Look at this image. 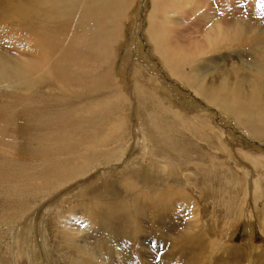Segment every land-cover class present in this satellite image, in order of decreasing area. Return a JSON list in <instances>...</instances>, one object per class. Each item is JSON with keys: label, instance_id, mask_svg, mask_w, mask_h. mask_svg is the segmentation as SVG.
<instances>
[{"label": "bare ground", "instance_id": "bare-ground-1", "mask_svg": "<svg viewBox=\"0 0 264 264\" xmlns=\"http://www.w3.org/2000/svg\"><path fill=\"white\" fill-rule=\"evenodd\" d=\"M129 1L130 0H0V45L4 47L5 45L7 46L6 48L0 47V55L3 56L0 57V88H5L6 92H9L10 94L15 93V97L17 96V92H22V90H19L21 87L27 90L26 92H32L36 90L44 81H54L61 89L69 87L72 84H77L78 81L73 79L78 76L80 77L82 68L73 70L68 66L80 67L78 60H75L76 54L81 58L80 61L84 64L86 75L89 74V72L96 73V69L86 68L85 57L93 58L99 55H104L105 59L110 57L112 50L110 41L115 40V37L112 36V32L108 31L109 28L106 29V31L104 28L106 27V24L110 23L109 19L115 12L121 14L124 8L129 7ZM250 2L253 6H259L261 4L264 6V0H250ZM167 3L173 6L174 11L178 8L180 11L188 9L191 11L192 15L197 14L198 22L201 20H203L204 23L205 21L209 22L205 28L206 30H204L205 36L203 35V31L202 35L205 38L208 37L209 41L207 42L214 45V48L211 51L213 54L214 52H220L221 55L233 53L236 55L235 57H237V54L240 52H244L245 54L250 52L249 62L247 60H243L241 62L239 72H242V75L240 79L235 77L236 80L234 82H231L230 78L228 80L223 78L216 85L212 81L205 84L206 77L201 80L192 78L190 80L183 79L181 81L176 71V68L179 66L178 62H176L177 58L173 57L174 54L168 56V52H173L168 51L164 46L163 40H161L163 37L161 31H157L156 29L158 27H151V21H148L149 28H153V31L150 28L152 33H150L149 37L150 40L155 43L156 52L154 54L161 59L162 64L169 71L170 76L180 84L183 83L182 85H184V87L190 88L195 97L204 102L206 106L215 108L214 110L223 115L225 120H231L234 127L239 131H242L247 138L264 144L263 26L261 27L263 29H252V27L250 28V25L247 27L243 21H240L241 19H233L234 25L230 24L229 26H226L223 20L217 16L218 14H216L217 10L220 12L219 14H224L222 7L220 6V8L216 9V7H213L209 3V0H153V4H151L153 5V12L156 13V10H158L159 7L162 9L165 8ZM172 6L171 11H173ZM225 6L227 7V4H225ZM160 10H158L157 13ZM180 11L178 10V12ZM166 12L168 11L166 10ZM260 12L262 13L263 9ZM165 14L166 13H164V15ZM178 16L173 17V22H177V25H181L183 20L181 21ZM237 16L239 17V14ZM15 17H17V20ZM164 17L167 16L165 15ZM168 17L171 18L170 16ZM151 19H153V17ZM101 20L102 25L99 26V22H101ZM165 20L167 21L166 18ZM150 30L148 29V31ZM165 31L166 30L162 32L164 33ZM194 34L196 35L198 33ZM166 37L167 36L165 35V39ZM19 43L21 44L19 45ZM113 44L115 45L117 43L115 42ZM19 52L24 56L31 55L33 57L39 55H43L44 57L48 55L51 56L52 53L56 52L55 58H51L62 66L60 76L54 74L56 70H59L56 65L50 67L49 64H45L44 68L37 70L33 67L34 65L30 66L29 64H21L17 61V59L15 61L11 60V55L15 56L16 54H19ZM209 58H212V56ZM187 65L189 64H186V66ZM36 66L39 65L36 63ZM192 68L193 67L190 69ZM189 73L190 72H188V74ZM140 79L142 80V78ZM151 80H153V77ZM236 83H239V88L233 94H230V87ZM158 87L161 86L159 85ZM155 89L157 88L155 87ZM163 89L166 90L165 88ZM162 90L160 89V91ZM136 95L138 96L137 100L132 97L130 98L132 101V107L130 108L131 113L129 115V117L134 115L132 123L133 132L130 133L134 141L132 143H127V146L124 145L126 147H122L118 150L120 155H118L119 158L116 161H112L113 158L109 156L113 152V149L117 147V145H115L116 147L112 148V145L117 142L124 141L125 125L118 122L117 129L114 128L111 131L106 128L108 132L103 133L104 124L101 122L100 124H96V128L94 127L95 130H88L87 132L91 135L89 139L91 140V144L95 147V150L92 151L96 164L95 166L100 167L102 163H105L108 168H112L111 175L119 177V179L122 178L120 185L125 198L118 202L111 201L93 204L96 202L93 199L89 201H82L81 203L78 202L79 205L75 206H72L73 203L67 205L66 211L67 214L69 212L70 218H72L73 215H79L83 220L81 223H89L91 225L92 223L90 222L89 217L93 216L95 229L94 232L89 234L88 237H85L82 241L76 235L72 234L74 231L72 228V231L68 230L66 235L60 233L59 235L58 233L55 234L59 237V239H57V237L54 239H57V249L59 251L57 253L58 256L56 255L55 257L57 264H98L97 259H101L103 256L109 257L110 261L117 264H127L129 258L134 259L136 264H155L157 261L158 264H173V262L175 264H264V156L255 159L250 155L240 152L237 154V157L240 159H238V164L235 163L234 167L216 159H211L210 155L207 156L203 151L204 147L202 146L203 148L200 149L199 142L195 138L190 137L189 133H187V119L185 118L186 120H183L180 117L182 115H178L177 111L174 112L171 105H162L163 102H158L159 98L158 101H156L153 97L147 96L143 93H136ZM154 97L156 98V95ZM4 105H1L0 103V106ZM9 106H13V104ZM246 106H249L250 108L248 109ZM6 107H8V105H6ZM84 107L87 108V105ZM196 109L201 110L200 107ZM2 111L10 110L9 107H0V112L2 113ZM259 113H262L263 117H259ZM187 114L188 113L185 115ZM86 115L88 116V114ZM152 115L158 117H154L153 119L151 118L148 121L146 120V125H143L144 119H147ZM75 119L76 118H74V120ZM77 120L79 121L78 118ZM194 120V122L191 120L189 121L190 125L196 129L204 124L203 120L198 119V116L197 118H194ZM196 121L199 126L195 125ZM72 124L75 125L76 123ZM3 127L2 123V125H0V157L4 160V163L0 166V185L4 184L2 183V177H4L2 169L4 164L6 165L9 162L8 165L15 167L17 161L20 162V160H22V162H24L23 159L27 161L26 159H29L30 157V154L28 155L23 149L20 152L21 148L15 146L16 135H6ZM121 129L123 130L120 131ZM12 132L16 133V130H13ZM194 132L206 134V132L200 130ZM211 134H209L208 138H213ZM150 135L154 136L159 141V143H157V151H155L156 149L154 150L151 143H149ZM207 142L210 143L211 139H208ZM148 144L152 150L149 152L150 157L153 159H149L148 156H145L147 155L146 151H148V149L146 147ZM218 147L220 148L218 154L224 151V149L219 145ZM102 148L107 149L102 151L98 150ZM169 148L175 151V162L170 160ZM42 150L50 152L48 147L45 145H43ZM133 154H136V164L131 159ZM158 154H161L162 156L159 157ZM76 157H74V163H71L68 159V166L66 168H62V170L55 169V171H46L45 169L47 168L44 167V169L41 166L40 168L42 170L37 173V175L40 176H32L31 179H39L40 181L38 180V182L43 181L48 186L52 183L51 181H54L53 176L57 177V179L59 178L58 181L62 180L61 177L64 175L69 180L84 175L91 178V174H87L91 171L90 167L85 165L81 166L82 162L78 161ZM194 157H197V159H192ZM30 160L31 159L28 160V164ZM22 164L23 167L26 168V166H24L25 164ZM128 164L132 167H134L133 165L135 164L141 168L142 172L139 176L141 183H144L146 180L151 181V179L153 180V177H157L156 186L159 187L163 186L164 183H167L166 179L169 178L166 176L168 174H171L168 176L176 175V177H181L186 181L191 180L190 176L194 177L196 174L195 178H200V183L203 189L201 191L202 194L206 195L209 193L210 197H217L218 199L220 198V200L223 198L219 194H224L226 192L223 191L222 193L220 190H214L211 186L213 182H217L221 179H233L237 182V184L245 183L248 187V191L246 188L245 196V199L247 200V207L252 209L249 216H246V220L248 224H251L254 221L256 225H259L258 229L259 234L261 235V243L257 245L253 242H248L249 244L242 246L234 245L235 243L229 235L232 234V230H230V233H227L229 232V229L226 232L225 227L227 226L217 227L215 224L217 220L214 215L218 207V209L222 211V222L220 221L222 226V224L230 218L233 206L231 207V204L228 203L222 206V203L220 204V201L216 202V199L214 198H212V212H208L209 207L206 205L205 209L201 208L203 209L202 213L205 214H202L203 219H205L204 221H200L198 220L199 218H197V224H191V226L185 229L187 231H178V229L171 222V218L167 219L166 215H164L165 208H162L163 202H165V206L167 201L172 203L180 200L185 201L186 206L192 207L194 215L199 213L194 200L192 201L186 193L182 194L174 188L161 191L156 189L154 190L155 192L141 193L138 189V184H135V178L131 173V170L129 171ZM125 169L126 172H123ZM14 177H16V175H14L13 178ZM86 177H83V179ZM43 178L45 180H43ZM28 179L30 180V176H28ZM57 179L55 178V181ZM87 181L88 182L85 183V189H91L96 184H106L105 177L100 178L99 175L91 181L90 179ZM17 182L19 183V181ZM26 184L23 186L28 190H31V187H33L31 186L32 182L30 183L31 187L29 184ZM38 184L40 185V183ZM7 187H9L11 191H15V189L11 188L8 184ZM9 188H6L5 191L8 192ZM251 199L254 206H252L249 202ZM259 200L262 201V205L254 210L252 207H258ZM207 201H209V199ZM222 209H226L225 212H223ZM61 214L58 211L56 217L61 216ZM231 217H233L235 222H237L240 218L237 215H233ZM64 218H66L68 225L73 222L67 217ZM78 219L80 218H76V220ZM197 225H200L199 230H191V227L196 228ZM189 230H191V233ZM223 230L225 232H222ZM228 239L230 243L226 242ZM80 242L81 246H79ZM27 246L31 249V252L29 250L30 253L27 254L28 263L37 264L35 261H39L38 254L35 253V259H32L33 249L30 247L28 242ZM118 246H120V248H118ZM123 247H126V249L123 250ZM144 248H149L151 250L154 249L155 251H158V253L160 251L164 253L160 257H153V255H149V253L144 251ZM59 253L63 256V260L60 258ZM58 257L62 262L58 259ZM39 264L50 263L48 260H40Z\"/></svg>", "mask_w": 264, "mask_h": 264}, {"label": "rangeland", "instance_id": "rangeland-1", "mask_svg": "<svg viewBox=\"0 0 264 264\" xmlns=\"http://www.w3.org/2000/svg\"><path fill=\"white\" fill-rule=\"evenodd\" d=\"M237 1L240 2L238 3ZM209 3L213 7H216V9L220 8V6L222 7L224 14H219L220 12L218 10L216 14H218L217 16L223 20L226 26H229L230 24L234 25V20L241 19L240 21H243L247 27L250 25V28L252 27V29L259 30L264 28L263 4L259 6H253L250 0H209ZM151 4H153V0H130L128 3L129 7L124 8L121 14L115 12L114 15L110 17V23L106 24L104 30L106 31V29L109 28L108 31L112 32V36L115 37V40L110 41V46H112L111 55L108 59H105L104 55H99L93 58L90 57L91 59L85 57L86 68L96 69V73L89 72V74L86 75L84 64L82 61H80L81 58L76 54L75 60H78L80 67L70 65L68 66L73 70L82 68L80 77L78 76L73 79L78 81L77 84H72L69 87H64L61 89L60 86L54 81H44L36 90H34L35 92H26L27 90L21 87L19 90H22V92H17V96L15 97V93L10 94L9 92H6L5 88H0V103L1 105H8L10 110L2 111V113L0 112V125L3 123V128L6 135H16V144L14 143L15 146L21 148L20 152L23 149L28 155L30 154L29 156L31 157H29V159H31L29 164L27 163L29 160L27 158V161L23 159L24 162H22V160H20V162L17 161L15 167L8 165V162V164H4L2 169V172L4 173V177H2V183L4 184L0 185V264H29L27 254L31 252V249H29L27 246V242L33 249L32 259H35V253L38 254L39 261H35V263L39 264L40 260H48L50 264H57L55 257L56 255L58 256L57 253L59 252L57 249V239H59V233L66 235L68 230H74L72 234L76 235L82 241L85 237H88L89 234L94 232L95 229L93 216H90L91 218L89 217L90 222L92 223L91 225L89 223H81L83 220L79 215H73L72 218H70L69 212L67 214L66 211L67 205L73 203L72 206H75L79 205L78 202L81 203L82 201H89L93 199L96 201L93 204L111 201L118 202L125 198L120 185L122 178L119 179V177L111 175L112 168H108L105 163H102L100 167L95 166L96 164L92 154V151L95 150V147L91 144V140L89 139L91 135H89L87 132L88 130H95L96 124H100L101 122L104 124L103 133L108 132V129L111 131L114 128L117 129L118 122L123 123L125 125L124 141L117 142L112 145V148L116 147L115 145L119 147L114 148L113 152L109 156L113 158L112 161H116L119 158L118 155H120L118 150L122 147H126L127 143H132L134 141L132 135L130 134L133 132L132 123L134 120V115L131 117H129V115L131 113L130 108L132 107V101L130 98L132 97L137 100L138 96L136 93H143L147 96H151L156 101H158L159 98L158 102H163L162 105H171L174 112L177 111L178 115H182L180 117L183 120L187 119V133H189L190 137L195 138L199 142L200 149L204 147L205 150L203 149V151L207 156L210 155L211 159H216L234 167L235 163L238 164V159L240 158L237 157V154L240 152L250 155L255 159L264 156V144L247 138L242 131H239L234 127L231 120H225L223 115L217 113L214 110L215 108L206 106L204 102L193 95V92L190 88L184 87V85H182L183 83L180 84L170 76L169 71L162 64L161 59H159L154 54L156 52L155 43L150 40L149 35L152 33L151 30L153 31V28L155 27H158L156 28L157 31H161L163 36L161 40H163L164 46L168 51L173 52H168V56L174 54L173 57L177 58L176 62H178L179 66L176 68V71L181 81L183 79L190 80L192 78L201 80L206 77L205 84L212 81L216 85L223 78L225 80L230 78V81L234 82L236 80L235 77L240 79L242 75V72H239L241 68V62L243 60H247L249 62L250 52L246 54L244 52H240L237 54V57H235L236 55L233 53L221 55L220 52H214L213 54L211 51L213 50L214 45H211L209 42H207L209 41L208 37H204V30H206L205 28L207 27V23H209L208 21H205V23L203 20L198 22V15H192L191 11L188 9H184L182 12L178 8L174 11L173 6L169 3H167L169 6L166 5V7L163 9L159 7L158 10L161 9V12L159 11L157 13L158 10H156V13L158 14L157 15L155 12H153V5ZM225 4H227V7ZM171 6L173 11H171ZM262 9L263 12L261 13L260 11ZM166 10L168 12H166ZM178 10L180 12H178ZM163 12L166 13L165 15L167 17H164L165 15ZM238 14L240 18L237 16ZM149 16L151 18L153 17V19H151ZM177 16L178 18L180 17L181 21L183 20L181 25H177V22H173V17ZM15 18L17 20V17ZM148 21H151L150 25L153 27H150L151 30L149 28ZM101 25L102 20L99 22V26ZM262 26L263 28H261ZM148 29L150 31H148ZM162 29L166 30L164 32L167 36L166 39L164 33L162 32L164 30ZM202 31L204 36L202 35ZM194 33L198 34L195 35ZM115 42L117 44L114 45L113 43ZM20 44L21 43H19V45ZM0 47L4 46L0 45ZM6 47L7 46L5 45L4 48ZM55 56L56 52L52 53L51 56L48 55L45 57L43 55L36 57L31 55L24 56L19 52V54H16L15 56L11 55V60L15 61L17 59V61L21 64H29L30 66L34 65L33 67L37 70L44 68L45 64H49L50 67L56 65L59 70H56L54 74L60 76V70H62V66L52 59L55 58ZM211 56L212 58H209ZM0 57L3 56L0 55ZM206 59L207 61H210L207 62ZM34 62H36L39 66H36V63ZM202 63H205V66ZM186 64L189 65L186 66ZM191 67H193V70L190 69ZM188 72L190 73L188 74ZM152 77L153 80H151ZM140 78H142V80ZM157 85H160L161 87H158ZM155 87L158 90L155 89ZM162 87L166 90H164ZM238 88L239 83H236L230 87V94H233ZM160 89L163 90L160 91ZM155 95L156 98L154 97ZM12 104L13 106H9ZM6 105L0 107L8 108ZM86 105L89 109L84 107ZM198 107H200L201 110L196 109ZM246 108L249 109L250 107L246 106ZM100 110L103 111L101 112ZM186 113H188V116L185 115ZM86 114H88V116ZM197 116L198 119L203 120L204 123V126L202 125L200 127L196 121L195 125L199 126L198 129L192 127L189 121L191 120L194 122V118H197ZM258 116L263 117L262 113H259ZM73 117L76 119L74 120ZM154 117L156 118L158 116L152 115L151 117L144 119L143 125H146V122L151 118L153 119ZM72 123L76 124L73 125ZM13 130H16V133L12 132ZM122 130L123 129L120 131ZM197 130L204 131L206 134H208L206 135L204 133L194 132ZM209 134H211L213 138H208ZM208 139H211L210 143L207 142ZM149 140L152 148L154 150L156 149L155 151H157V143H159L157 138L150 135ZM43 145L47 146L50 152L42 150ZM218 145L224 149V151L219 154L218 152L220 148ZM146 148L148 151H146L147 155L145 156H148L149 159H153L150 157L149 152L152 150L150 149L149 144ZM105 149L107 148L98 150L102 151ZM133 155L131 156V159L136 164V154ZM158 156L161 157L162 155L158 154ZM169 156L170 160L175 162V151L171 148H169ZM74 157H76L78 161L82 162L81 166L85 165L90 167L91 171L87 174H91V178H95L97 175H99L100 178L105 177L106 184H96L91 189H85V183L88 182L87 180L90 179L91 181L93 179L89 178V176H87V178L86 175L75 177L72 180L67 179V177L64 175L61 177L62 180L60 181H58L59 178L57 179V177L53 176L54 181H51L52 183H50L48 186L43 181L38 182L39 179H31L32 176L34 177L37 175L38 171L42 170L40 168L41 166L42 168H47H44L46 171H55V169L62 170V168H66L68 166V159L71 163H74ZM192 159H197V157ZM3 163L4 160H2L0 157V166ZM22 163L25 164L24 166H26V168L23 167ZM135 164L133 165L134 167L128 164V168L129 171L131 170V173L135 178V184H138V189L141 193L155 192L154 190L156 189L161 191L174 188L176 191H179L182 194L186 193V195L192 199V201L194 200L195 206L197 205L199 210V213L194 214L195 216L193 215L192 207L186 206L185 201L180 200L178 202L172 203L166 200L167 202L165 206V202H163L162 208H165L164 215H166L167 219L171 218V222L178 229V231L180 230L185 232L187 231L185 229L191 226V224H197L198 220L204 221L205 219H203L202 214H205L202 213L203 209L201 208L205 209L206 205L209 207L208 212H212L213 209L211 208V205L213 203L212 198H214L216 199V202L220 201L222 206L227 203L231 204V207L233 206L231 209L233 212H231V216L237 215L240 217L239 220L235 222L233 217L230 216V220L227 219L221 226V218L223 217L222 211L217 207L214 214L216 217L215 219L218 221L215 223L217 227L227 226L225 227L226 232L229 229V232L227 233H230V230H232V234L229 235L232 237L235 243L234 245L242 246L249 244L248 242H253L257 245L261 243V235L259 234L258 229L259 225H256L254 221L251 224H248L246 220L249 216V213L252 212V209L247 207V200L245 199V196L246 188L248 191V187L245 183H241L242 185L237 184V182L233 179H221L222 181L219 180L217 182H213L211 186L214 190H220L222 193L223 191L226 192L224 194H219L223 198L220 200V198L218 199L217 197H210L209 193L206 195L202 194L201 191L203 189L200 183V178H195L196 174L194 177L190 176L191 180L189 181H186L185 179L178 176L176 177V175L173 174V176H168L171 175L168 174L166 176L169 178L166 179L167 183H164V185L161 187L156 186L157 177H153V180H149L150 182L146 180L144 183H141L139 176L142 170ZM123 172H126V169ZM14 175H16L17 178H13ZM28 176H30V180L28 179ZM39 176L40 175H37V177ZM83 177L86 178L83 179ZM55 178L57 179L56 181ZM16 180L19 181V183ZM43 180L45 179L43 178ZM30 181L32 182L31 186L33 187L30 186ZM6 182L11 188H14L15 191H11V189L7 187ZM26 183L29 184L31 190H28L23 186ZM38 183H40V185ZM6 188H9L8 192L5 191ZM208 199L209 201H207ZM249 202L252 206H254L252 199ZM261 205L262 201L259 200L258 207L252 208L255 210L261 207ZM222 210L225 212L226 209ZM58 211L60 214H62L61 216L56 217ZM64 217L71 219L73 222L68 225L67 220ZM73 217H79L80 219L76 220V218L74 219ZM197 218L199 219L197 220ZM191 228V230H199L200 225H197L196 228ZM191 230H189L190 233ZM222 232L225 231L223 230ZM57 233L58 235L56 236L55 234ZM56 237L57 239L54 240ZM226 242L230 243L229 239ZM79 246H81V242L79 243ZM120 246H118V248H120ZM125 249L126 247H123V250ZM143 250L149 253V255H153V257H160L164 253L161 251L158 253V251H155L154 249L151 250L149 248H144ZM59 256L63 260V256L60 253ZM97 262L98 264H117L110 261L109 257L104 256L101 259H97ZM127 264L136 263L134 259L129 258ZM155 264H158V261L155 262ZM173 264L175 263L173 262Z\"/></svg>", "mask_w": 264, "mask_h": 264}]
</instances>
